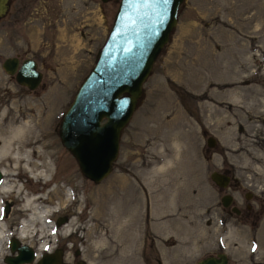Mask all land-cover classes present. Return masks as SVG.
Here are the masks:
<instances>
[{"label":"rangeland","instance_id":"1","mask_svg":"<svg viewBox=\"0 0 264 264\" xmlns=\"http://www.w3.org/2000/svg\"><path fill=\"white\" fill-rule=\"evenodd\" d=\"M92 1L49 0L47 7L31 0L17 19L12 7L0 16V64L6 56H29L42 72L29 90L0 65V112L36 114L45 104L44 138L54 150L46 186L72 192L48 215L55 233L49 250L59 248L66 264H156V253L161 264H194L214 250L215 235L231 257L251 251V233L264 242V217L255 227L230 222L224 234L206 217L223 189L209 178L211 170H228L241 192L264 196V0L180 2L120 130L111 170L98 182L83 176L57 134L118 2ZM143 233L157 248L147 262L140 255Z\"/></svg>","mask_w":264,"mask_h":264},{"label":"water","instance_id":"2","mask_svg":"<svg viewBox=\"0 0 264 264\" xmlns=\"http://www.w3.org/2000/svg\"><path fill=\"white\" fill-rule=\"evenodd\" d=\"M181 1L118 0L106 37L63 110L57 128L60 143L89 180L98 182L110 172L118 151L120 130L136 106L142 82L154 59L168 39ZM7 6L8 0H0V16ZM0 65L29 90L38 85L42 76L37 62L29 56L21 60L16 55L6 56ZM214 141L211 135L205 138L207 146H212ZM209 178L224 186L228 177L212 170ZM221 201L226 205L229 198L221 197ZM64 220L58 218L56 223ZM17 248L19 254L6 256L7 264L34 259L30 246L23 244ZM34 264L66 263L60 260V249L54 248L40 253ZM195 264H226V256L224 252L206 255Z\"/></svg>","mask_w":264,"mask_h":264},{"label":"bare ground","instance_id":"3","mask_svg":"<svg viewBox=\"0 0 264 264\" xmlns=\"http://www.w3.org/2000/svg\"><path fill=\"white\" fill-rule=\"evenodd\" d=\"M235 92L236 89L230 93ZM44 105L39 104L36 114H9L5 109L0 112V200L4 197L9 198L6 200H15V210L22 213L16 236L27 243H34L36 253L43 249L49 250L48 242L55 234L48 215L73 198L70 188L63 190L55 184L47 189L46 186L51 180L49 170L54 150L46 148ZM29 183V190L37 189V194L27 190ZM53 197L58 198L57 203L52 206L45 203L48 201L50 204ZM3 219L0 216V254L4 252L2 247L8 235L3 231Z\"/></svg>","mask_w":264,"mask_h":264},{"label":"flooded vegetation","instance_id":"4","mask_svg":"<svg viewBox=\"0 0 264 264\" xmlns=\"http://www.w3.org/2000/svg\"><path fill=\"white\" fill-rule=\"evenodd\" d=\"M30 1L31 0H8V6L6 11L8 9L10 10L12 7L11 15L14 19H17V17L19 16L18 15L19 11L22 10L23 7L27 6L28 2ZM43 1L46 2V6L48 7L49 5H47V3L49 2V0H43ZM89 1L93 2L92 0ZM102 1L106 2L108 0H102ZM18 59L20 60L19 57ZM217 171L223 173L224 175H227L228 178L224 186H219L212 181L218 190H221V188L223 189L217 196V208L215 210H212L211 211L212 213H210L211 219L209 218V216L206 217V219L213 221L211 222L210 225L214 227V224H216L219 234H224L227 232L228 224L230 222H233L235 225L238 226V228H240L241 225H245V224L248 227L250 226L255 227L258 223H260V221L264 217V196L257 194L253 195L252 192H249L248 190L241 192L239 189L238 180L235 178V176H233L232 173H230L228 170H217ZM1 179H2V175L0 174V180ZM224 196L229 198V201L226 205H223L221 201V197ZM6 199L9 198L4 197L2 200H0V216L5 219V220L3 219V229H4L3 231H5L6 235L8 233L4 241L5 244L3 243V247H2V251L4 252L0 254V264H7V262L5 261L6 256H14L19 254L18 251L19 249L17 247L27 243L25 239L21 240L18 239L16 236L19 228L18 222L21 220L22 213L17 212L15 210V200L10 201ZM207 231L209 230L207 229ZM207 231L205 234L206 239L210 237ZM147 234L149 235V233ZM216 238L215 235H212L211 239L213 240H211V242L212 241L213 242L211 246L215 247L214 250L208 251V253H206L202 257L206 255H215L216 253L219 252H224L226 256V264H264V242L259 240L256 234L251 233V236L249 237L250 241L246 239V241H249L251 243L252 250L247 252L245 250V253L243 254L240 251L239 255L236 257H231L227 251V246L224 245L222 241H218ZM153 240L154 238L152 235L147 236L143 233L142 246L140 249V255L143 262H147V259H149L150 251L156 253L157 248ZM241 240L242 238L240 234L238 236V240L235 242L234 245L237 246L238 244H240ZM31 243H27L26 245L30 246L31 249L34 250L35 248ZM152 258L156 264H161L160 259L157 256V253L155 255H152ZM20 264H33V263L32 261H30V262H23Z\"/></svg>","mask_w":264,"mask_h":264},{"label":"snow or ice","instance_id":"5","mask_svg":"<svg viewBox=\"0 0 264 264\" xmlns=\"http://www.w3.org/2000/svg\"><path fill=\"white\" fill-rule=\"evenodd\" d=\"M255 250V249H254Z\"/></svg>","mask_w":264,"mask_h":264}]
</instances>
